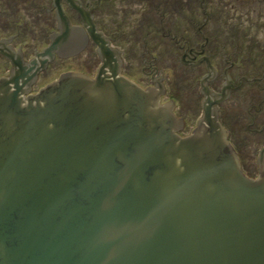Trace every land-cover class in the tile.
Here are the masks:
<instances>
[{"label": "water", "instance_id": "obj_1", "mask_svg": "<svg viewBox=\"0 0 264 264\" xmlns=\"http://www.w3.org/2000/svg\"><path fill=\"white\" fill-rule=\"evenodd\" d=\"M0 80V264H264V157L216 110L188 135L159 92L66 73Z\"/></svg>", "mask_w": 264, "mask_h": 264}, {"label": "flooded vegetation", "instance_id": "obj_2", "mask_svg": "<svg viewBox=\"0 0 264 264\" xmlns=\"http://www.w3.org/2000/svg\"><path fill=\"white\" fill-rule=\"evenodd\" d=\"M114 66L159 92L188 135L216 110L240 168L264 157V0H0V80L25 95Z\"/></svg>", "mask_w": 264, "mask_h": 264}]
</instances>
